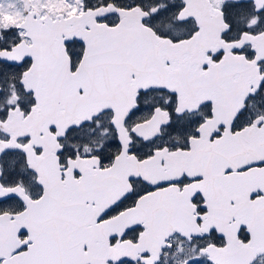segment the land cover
<instances>
[{
    "label": "flooded vegetation",
    "instance_id": "obj_1",
    "mask_svg": "<svg viewBox=\"0 0 264 264\" xmlns=\"http://www.w3.org/2000/svg\"><path fill=\"white\" fill-rule=\"evenodd\" d=\"M121 1L123 7L129 6L131 4L128 3L126 0H121ZM137 1H139L140 3L145 2V0H137ZM150 1H155V0H150ZM178 1L179 0H177V4ZM247 4L251 5V3H247L246 1H244L243 3H235L229 1L221 2L220 7L226 6L224 19L225 22L227 23L228 28H227V32L224 33V36L227 39L231 41L239 40L241 39L243 34H247V33L254 36H257L259 34L264 35V10L262 12L261 11L256 12L255 8ZM162 6L166 8H170L165 15L167 26L170 33L177 28L188 27V33L185 36H183V37H188L193 32L196 31L197 29L196 24L191 20H187L184 22H176L173 20V18L169 14L172 6H168L166 0L163 1ZM66 46H67L68 54L72 61V71H73L77 61L80 59L78 58V54L81 51L82 45L70 41L69 43L66 44ZM242 52L248 60H252L255 58V54L251 51L250 47L247 45L242 47ZM263 65L264 63L261 64V66ZM242 97H244V95L239 94L237 96V102L235 103L234 109L239 105V101H240L239 99H241ZM144 103H145L144 107L143 108L140 107L134 110L126 121L127 130L130 132L134 140L132 150L129 152V154L134 155L137 158V160L142 161L150 157L157 148L162 146H167L171 151L181 152L186 162H188L191 165V167L197 171V173L194 175L183 173L178 181L172 183H162L158 185H149L143 180H131L133 185L134 195L128 198L127 200H125L118 207L117 211L109 213L112 215L109 216L108 219H112L113 217H115L113 216L114 214H117L119 211L130 206L139 196L142 197L147 195L148 193H152L158 190H166V189L183 190L184 188L193 187L199 194L196 195V197L193 199V203L198 207V209L197 212L195 213L189 212L186 213L184 216L192 220V223L190 224L189 227L190 230L201 227L203 221L208 220L212 216L210 214H207L202 209L203 203L220 205L224 203V200H229L231 201V203H234L233 200L235 198L234 196H231V198L220 196L221 188L219 187L220 184L219 170L221 165L219 163L220 160L215 157V152L218 150L217 147L218 145H216V141L218 140L220 133L223 130V128L219 125L220 119L218 118V120H215V122L213 123L207 122L206 124L199 126V124H201V122H203V120L210 113L209 109H202L197 115L186 114L187 112H183L180 115H178L175 114V110H174L175 101L172 99L170 100L165 99V97L160 93L150 94L146 99V101H144ZM259 103L260 106L264 108V104H263L264 100L261 101L260 99ZM154 107H162L163 109L168 111L170 113L168 114V121L166 125L161 128L160 134L157 138L152 140H144L142 137L136 135L137 133L138 135L143 136L138 132L136 125L137 123L146 121L150 117ZM189 115L193 116L194 118H189L190 117ZM182 120H184V122L178 123L179 121ZM254 123L257 125V127L264 125V111L258 108H254L250 102H247V100H245L243 103L242 111L238 113L237 117L234 119L231 125V130L232 132H235L243 128H247V126L252 125ZM86 128L87 126H83L78 129L73 128L68 132V135L65 139L59 140V143L63 145V151L59 153L60 161L65 164L68 160L73 159L77 156L81 158L94 156L97 157L99 168L101 170H104L113 161V158L120 153V149L110 148L109 146L112 144V140H111L110 145L104 148L103 150H101L104 153L103 152L90 153L88 151V149L90 148V144L84 142L81 145L75 138L76 132L84 131L86 130ZM136 143L138 144V147L135 148L134 145ZM201 154L204 155L202 156V158L200 157ZM210 156L211 157L213 156L212 158L214 161ZM9 166L12 167L11 172L6 169V166L4 164V173H3V181H2L3 185L11 186L14 183L19 182L20 185L25 190V192L30 196L31 200L33 201L39 200L41 196H43L42 188L38 187L34 181H29L27 179V173L22 170H19L17 166H14L13 162L9 163ZM12 170L14 174H12ZM158 175H160V172L157 173L156 177H158ZM147 179L150 180V178L148 177ZM11 182L14 183L11 184ZM172 192L174 191H170V193ZM213 192H215V194ZM216 193L219 194L217 195ZM257 196H260V193H257L256 195L252 196V199ZM220 200L222 202H220ZM94 206L95 203H91V200H87L84 202V204L81 206L79 210L81 230L83 236L87 239L90 238L87 232L88 224L95 216V213L92 212V208ZM7 208H13L16 213H11V212L9 213L7 211ZM27 210H28V206L26 202L20 201L16 197L7 198L0 202V214L8 213L15 215L22 213V211L25 212ZM74 210L75 208L73 207L72 212L68 214L69 219L71 218V222L70 220L68 222L66 221L65 226L62 230L61 229L55 230V232L57 233V236L55 238L52 237L51 230L47 228L48 224L44 223L48 221L49 218L47 217L45 218V216L41 214L29 213L28 218L25 217L23 220L20 219L21 221L16 220L15 223L9 224L10 228L6 230L8 234V238L6 239L4 236L2 238L0 237V264H29V250H38V249L39 250L47 249L48 251L52 252L51 256L46 259L45 261L46 264H74L76 259L75 247L77 240L76 239L77 231L74 222V218H75ZM26 213L27 212L23 214ZM260 216L261 214L257 215L258 218ZM245 218L247 219V213L245 214ZM240 219L241 218H238L237 220ZM31 224L37 225L38 228L35 230H29L28 228L31 226ZM262 225L264 224L262 223ZM67 228L68 230H66ZM13 231L16 233L12 237ZM126 232L127 230L124 231V233ZM140 233H141L140 228L129 230L121 240L118 239L119 237L112 238L109 242V245L111 246V248H113V246L116 244L114 246L115 248L117 246L123 247L124 244H122V242L124 240H129L130 243L136 242L139 238ZM240 233H241L240 237L244 241L247 242L250 240V233L249 230L247 229V225L240 228ZM30 234L33 237H30ZM103 238H107V237L104 236ZM204 239H209V240L207 242H204ZM150 241L151 242H149V244L146 247L147 250L153 249L155 244L158 243L160 240L156 238ZM223 242H224L223 237L219 236L218 231L214 229H211L208 235L206 236L191 235L189 237L188 236L183 237V236L175 235L170 239L168 248H165L162 251L161 256L156 264H184V263L185 264H215L216 261L213 259L212 256L208 255L207 257L204 255L205 254L204 250L208 246H210V249L213 250L218 246H222ZM101 243L105 248L110 247L107 245V242L105 240H102ZM208 243H213L215 244V246L207 245ZM177 246L183 247L181 251V255L179 252H177L178 256L176 258L180 259V261L179 262H176L174 260L170 261L169 256ZM230 250L231 252H233V249ZM86 251H87L86 248H83L82 253H86ZM152 257L153 254L149 253V251H146V253L140 257V260L136 262V264H145V262L146 261L148 262L149 259ZM92 258L101 260L104 264H130L129 262L114 263L113 261L108 260L107 258H105V256L101 254L90 257V259ZM30 259L38 263L43 258L41 256L35 255L30 257ZM208 259L210 260L211 263L209 262ZM84 260L83 258L78 259L76 263L80 262L86 264V260L85 261Z\"/></svg>",
    "mask_w": 264,
    "mask_h": 264
},
{
    "label": "water",
    "instance_id": "obj_2",
    "mask_svg": "<svg viewBox=\"0 0 264 264\" xmlns=\"http://www.w3.org/2000/svg\"><path fill=\"white\" fill-rule=\"evenodd\" d=\"M23 2L29 3L28 0H23ZM263 3H264V1H263ZM106 10L108 13H117L118 16L120 17V21L116 26L107 27L105 24L97 25L95 23V18H101V17L105 16L106 14H108V13H104L103 9H98V10H94V11H86V12L82 13L80 16L72 17L68 21L62 20V21H55V22L51 23V24H57V25L50 27L47 31L43 30V33H41L38 30L36 32L35 40L37 43H40L41 41L47 42V43L51 44L52 46H54L56 49L57 48L59 49L60 46L63 45V43L66 40L65 38H63V35L66 34L64 31L71 28V29H74L75 31H79L80 33H82L83 32L82 28L84 26H88L93 30V33L91 34L90 37H94V36L95 37H101L104 40L102 41V48H97L98 47L97 43L94 40L87 39L85 36L83 38V43L85 42L88 45V47L86 49L87 53H89V54L93 53V52L100 53L103 51V52H113V53L116 52V54H117L119 50H117L116 42L118 40L121 41L122 43H125L126 45L127 44L129 45L127 48V50H128L127 52L131 53L135 50L138 53L141 52L140 54L144 57L148 56L151 53L156 58V60H155L156 67L154 68V70L156 72L153 75V77L155 76V79L157 80V82H159L161 84L160 87H162L164 89H168L169 92H171V93L174 92L175 89H174V87H171L172 84H171V81L169 79V76L172 75L171 79L173 80V76H175L178 71L184 69V66L182 65V63H177V60H176L175 48L177 47V45L170 47L166 40L157 38L151 31L144 28L142 26L140 19L136 17V12L138 9L131 10L129 12L128 16L126 14H124L123 11L116 10L114 8H111V7L107 8ZM24 11H25V14H27L28 4H26V6H24ZM211 15L212 14L210 13V11L208 9H205L204 11L200 10L199 14L195 15V19L197 20V23L199 26V32L191 39V41H189L187 43L180 44V45L187 47V48H180L179 52H187V53H189V55H193L194 57H197V60L200 63H203V61L205 59V55L207 52H215L221 46H225L221 42V35H222V32L226 29V26L221 21L220 15H218L217 12L214 13V16L212 15V17H211ZM31 21H34V20L31 18L30 15H27L25 18V21L21 25V27H25V23H28ZM92 24H94L98 27L99 32L94 30V26ZM210 41H216L217 46L210 48V50H209L208 49L209 48L208 42H210ZM94 44H95V46H94ZM20 50L23 51L22 47H20ZM131 50H133V51H131ZM18 57H19V59H23L26 56L19 55ZM5 60L11 61L12 59L10 57L9 58L5 57ZM92 60L94 61L93 58H87V59L83 60L81 68H79L77 70L78 73L76 74V81L79 79L83 80L85 78L86 75H84V74L88 73L86 64H87V62L92 61ZM169 60L171 62V67L166 68L164 66V63L166 61H169ZM17 63H18V61H17ZM84 64H85V66H84ZM58 69L61 73H64V71L62 69H60V68H58ZM85 70H86V72H85ZM29 73L31 74L32 71L30 70ZM162 75H166L167 79L165 77H163ZM26 86H27V91H30V90L34 91V89L30 86V84H27V82H26ZM129 87H131V86L129 85ZM77 90H78V87H76V89H74V92H77ZM247 92L249 93L248 90H247ZM85 97L86 96L83 95V96L79 97V99H82ZM104 109L105 108L102 107L100 109H95L93 111L90 110L89 112H84V114L82 113L80 115H77L76 117H72L69 115L61 116L60 113L55 112L54 109L48 113H46L43 110V114L41 116V121L39 123L35 124V126H34L35 130L33 132V137L35 138L41 131L42 132H44V130L46 131V129L50 126V124H46V122H45V116L46 115H48V117L59 118L60 120H63V119L73 120L74 118H76V121L71 124V127L72 126L79 127L83 123L89 122L92 117L98 116ZM231 122H232V117L227 123L231 124ZM112 123L114 124L115 128L117 129V132L119 131L118 135H119L120 140H122V132H123L122 120L119 118L117 112H116L115 118L113 119ZM54 126L57 127V125H54ZM158 127H159V124L157 125V128ZM259 131H260V133H258L254 129V127L247 129V140L244 141L241 145V148L245 147L247 149V156L250 157L251 159H252V157H254L253 155H256L257 152L260 154L264 153V138H262V137H264V129H259ZM255 136H256V138H255ZM253 139H255V140H253ZM43 141H44V144H42V145H43L44 150H46V146H48L49 139L47 137H44ZM233 143H235L234 140H233ZM232 145L233 144H229L226 147L227 148H233L234 145L233 146ZM226 147L220 145L219 148L225 149ZM30 167L38 172L37 168L34 165L30 164ZM163 194H161V195L159 194V196L157 195V197H156L157 200H155V201H152L153 198L147 199L146 201L141 203V205H139L137 207V209L130 211V212L137 211L138 209H140V207H142L145 204V202H147L146 205H150V202H151L152 205L161 206V210L159 211V213H161V214L165 213V211H166L165 207L168 204V202L173 201L171 198V197H173V195H170V194H164L163 195ZM112 198H114V197H112ZM112 198H110L102 207H105L112 200ZM163 199H164V201H163ZM261 202L264 203V200H262ZM138 212H141L140 215L143 214L142 211H138ZM221 212L227 213L230 211L227 209H221ZM158 220L163 221L164 215L161 216ZM228 228H226V230ZM232 233H234V232H232ZM232 233L225 235L227 240L233 235ZM254 244H256V243L254 242ZM251 246H252V241L247 244V248H250ZM253 260H251L249 262V264Z\"/></svg>",
    "mask_w": 264,
    "mask_h": 264
},
{
    "label": "rangeland",
    "instance_id": "obj_3",
    "mask_svg": "<svg viewBox=\"0 0 264 264\" xmlns=\"http://www.w3.org/2000/svg\"><path fill=\"white\" fill-rule=\"evenodd\" d=\"M160 2L161 0L151 1L146 5V7L150 9L152 8L154 11L158 12V14H161V12H166L170 9V8L163 9V7H159ZM31 3L35 9L41 12L45 11L51 16H55L56 14H59V13L70 15L73 13L83 12L85 10L91 9L89 2L86 0H31ZM166 3L168 6L173 7L177 4V0H166ZM173 13H174V9L171 8V11L169 12V14L173 16ZM21 18H22V12H21V8L19 7L18 0H0V35H3L5 33H14V34H20V36H18L19 38L22 37V32L18 30V28H16L17 22L20 21ZM156 21L158 22V20ZM159 29L163 32L167 31V28H164V27H160ZM186 31H187V27H181V28H177L173 30L171 34L175 36V38H180L184 35V33H186ZM4 40H5V37L0 36V43L3 42ZM13 80L15 82V76L13 75H12V78L8 80L1 79V83L5 87V92L3 95L9 93L12 90ZM6 103L12 104V102H10L9 100H7ZM109 118H110V114H109ZM189 118H194V117L190 116ZM180 122H184V120L179 121L178 123ZM76 137L81 141V145L84 142L87 144H90V146L92 147L95 145H98L97 148L92 149V151H98V150H103L104 148L110 145L113 134H112L111 129L108 126L107 118L101 117L100 119L94 122L91 129H86L84 131L79 132L76 135ZM134 147L135 148L138 147V144L136 143ZM18 157H19V152H16V154L11 155V156L7 155L5 157L4 159L5 166L8 171L11 172V169H12V167L9 166V163L16 162ZM12 183L14 182H11V184ZM7 211L9 213L10 212L16 213L13 208H7ZM208 240L209 239H204V242H207ZM207 245L215 246V244L213 243H208ZM224 247L225 245L223 244L222 246H218L217 248H224ZM182 249H183L182 246L175 247V249L172 251V253L169 256V260L170 261L174 260L176 262H179L180 259L176 258L178 256L177 252H179L181 255ZM253 264H264V258L263 257L259 258Z\"/></svg>",
    "mask_w": 264,
    "mask_h": 264
},
{
    "label": "bare ground",
    "instance_id": "obj_4",
    "mask_svg": "<svg viewBox=\"0 0 264 264\" xmlns=\"http://www.w3.org/2000/svg\"><path fill=\"white\" fill-rule=\"evenodd\" d=\"M194 13H195V10H194ZM99 119V118H98ZM97 119V120H98ZM96 120V121H97ZM94 124V123H93ZM93 126V125H92ZM92 126H89V127H87L86 129H91L92 128ZM81 132V131H80ZM91 145H93V144H91ZM164 175H166V176H170V175H172V171H170V172H168V173H165ZM229 251H230V258H228V259H226L225 261H223V263H216L215 262V264H241L242 263V261H244V259L246 258V255L247 254H245V252H240V251H237L236 252V254L234 253V252H231V250H230V248H229ZM219 254H223V255H225L226 253H221V252H219V253H216L215 255H219Z\"/></svg>",
    "mask_w": 264,
    "mask_h": 264
}]
</instances>
